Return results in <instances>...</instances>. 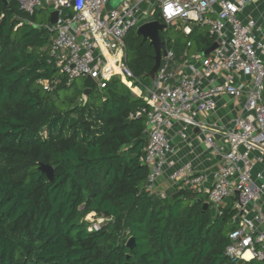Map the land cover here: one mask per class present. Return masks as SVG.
<instances>
[{"label":"trees","instance_id":"1","mask_svg":"<svg viewBox=\"0 0 264 264\" xmlns=\"http://www.w3.org/2000/svg\"><path fill=\"white\" fill-rule=\"evenodd\" d=\"M8 1L0 2V264H235L226 254L230 206L220 214L203 210L206 198L192 189L165 198L147 189L146 118L131 117L143 99L119 76L61 97L74 81L48 62L54 33ZM171 29L160 32L169 48ZM182 39L190 51L214 42L193 26L172 42L179 56ZM126 45L134 75L151 84L153 46L137 35ZM41 162L54 167L52 180ZM93 212L106 221L90 231Z\"/></svg>","mask_w":264,"mask_h":264},{"label":"built area","instance_id":"2","mask_svg":"<svg viewBox=\"0 0 264 264\" xmlns=\"http://www.w3.org/2000/svg\"><path fill=\"white\" fill-rule=\"evenodd\" d=\"M16 1L30 16L58 11L57 22L46 25L54 33L48 62L68 83L91 76L103 89L119 76L143 99L131 117L146 118L147 189L165 198L160 186L171 183L205 195L220 214L230 206L234 228L226 254L235 264H264V0ZM153 20L165 24L163 31L185 35L193 26L207 29L217 46L207 54L187 49L177 56L166 45L154 81L144 85L127 63L126 38ZM197 135L218 163L211 174L174 159L178 145ZM175 136L182 140L175 144ZM232 196L233 204L227 200ZM94 214L98 221L90 231L106 221Z\"/></svg>","mask_w":264,"mask_h":264},{"label":"water","instance_id":"3","mask_svg":"<svg viewBox=\"0 0 264 264\" xmlns=\"http://www.w3.org/2000/svg\"><path fill=\"white\" fill-rule=\"evenodd\" d=\"M0 2H3L5 5L9 4L8 0H0ZM57 20H58V11L51 12L49 22L52 25H54L57 22ZM35 26L37 27L38 24H35ZM164 29H165V24L161 22L160 20H153V21L146 22L137 28V35L141 36L143 41H149L150 45L153 46L154 51H155V56H154L155 63L152 69L145 75L146 77L150 79L151 83L155 79L156 71L160 65L161 60L166 56V53H167L166 42L162 39L161 33H160ZM216 46L217 44L214 43L210 48L205 50L204 53L206 54L210 53ZM95 83H96L95 80L91 76H88L85 78V95H89L92 92V89L94 88ZM180 140H182L180 136H175L173 138V142L175 144L178 143ZM39 168L40 170H42L44 173L47 174L50 180L54 178V167L52 165L41 162L39 164ZM209 206L210 205L207 201L204 202L203 210H206L207 208H209ZM127 245L129 247H133L135 245L134 237L129 238Z\"/></svg>","mask_w":264,"mask_h":264},{"label":"crops","instance_id":"4","mask_svg":"<svg viewBox=\"0 0 264 264\" xmlns=\"http://www.w3.org/2000/svg\"><path fill=\"white\" fill-rule=\"evenodd\" d=\"M177 155L174 159H183L184 161H192L198 171L211 174L217 167L218 163L213 156L205 152L201 137L194 136L188 142L178 145ZM160 189L165 190L168 195L179 190L171 183H163Z\"/></svg>","mask_w":264,"mask_h":264},{"label":"rangeland","instance_id":"5","mask_svg":"<svg viewBox=\"0 0 264 264\" xmlns=\"http://www.w3.org/2000/svg\"><path fill=\"white\" fill-rule=\"evenodd\" d=\"M50 13H51V10H40L36 13V16H35V21L37 24L41 25V26H46L48 24V22L50 21ZM134 35H137V28H133L131 29V31L129 32L127 38L130 39V37H133ZM138 36V35H137ZM141 37V36H140ZM178 37V32H176V30L174 29H171L166 35H165V39L167 38L168 41H169V46L171 48L174 49V51L176 52L177 56H179L180 52L178 51V49L176 48L175 45H173V40H176ZM126 38V40H127ZM184 41L185 39H182L181 42H180V48L181 50H185V46H184ZM79 90H85V78L83 77H79L77 79H75L73 85L65 90V91H61L60 92V96L63 97L64 95H67L69 97H73L75 95H77V93L79 92ZM93 90H96V86H94ZM80 98V97H79ZM78 100L80 101L81 98ZM77 100V101H78ZM200 197H203L204 199L206 198L205 195L203 194H200ZM234 196L232 197H229L227 198V200L233 204L234 202ZM85 220H87L88 222L90 223H95L98 221V219L95 217V214L94 213H90V215H88Z\"/></svg>","mask_w":264,"mask_h":264},{"label":"snow or ice","instance_id":"6","mask_svg":"<svg viewBox=\"0 0 264 264\" xmlns=\"http://www.w3.org/2000/svg\"><path fill=\"white\" fill-rule=\"evenodd\" d=\"M172 5L171 4H168L167 6H166V11H169V12H171L172 11ZM248 243V241H244V244H247Z\"/></svg>","mask_w":264,"mask_h":264},{"label":"bare ground","instance_id":"7","mask_svg":"<svg viewBox=\"0 0 264 264\" xmlns=\"http://www.w3.org/2000/svg\"><path fill=\"white\" fill-rule=\"evenodd\" d=\"M117 70H118V68H117Z\"/></svg>","mask_w":264,"mask_h":264}]
</instances>
